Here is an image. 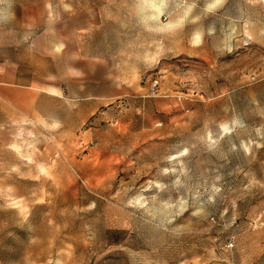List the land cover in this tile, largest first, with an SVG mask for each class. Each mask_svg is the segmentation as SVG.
Instances as JSON below:
<instances>
[{
    "label": "rangeland",
    "instance_id": "1",
    "mask_svg": "<svg viewBox=\"0 0 264 264\" xmlns=\"http://www.w3.org/2000/svg\"><path fill=\"white\" fill-rule=\"evenodd\" d=\"M128 1L121 98L0 123V264H264V0Z\"/></svg>",
    "mask_w": 264,
    "mask_h": 264
},
{
    "label": "crops",
    "instance_id": "2",
    "mask_svg": "<svg viewBox=\"0 0 264 264\" xmlns=\"http://www.w3.org/2000/svg\"><path fill=\"white\" fill-rule=\"evenodd\" d=\"M128 3L15 0L21 38L0 44V123H64L67 113L85 123L121 98L138 73L115 45Z\"/></svg>",
    "mask_w": 264,
    "mask_h": 264
}]
</instances>
